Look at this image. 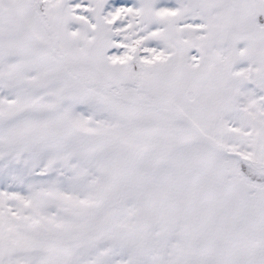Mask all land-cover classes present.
Returning a JSON list of instances; mask_svg holds the SVG:
<instances>
[{
    "label": "snow or ice",
    "instance_id": "snow-or-ice-1",
    "mask_svg": "<svg viewBox=\"0 0 264 264\" xmlns=\"http://www.w3.org/2000/svg\"><path fill=\"white\" fill-rule=\"evenodd\" d=\"M0 264H264V0H0Z\"/></svg>",
    "mask_w": 264,
    "mask_h": 264
}]
</instances>
